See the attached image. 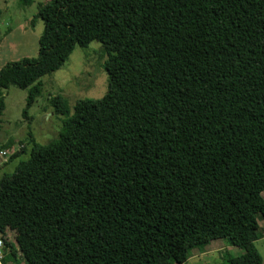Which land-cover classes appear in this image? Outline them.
Returning a JSON list of instances; mask_svg holds the SVG:
<instances>
[{"label":"trees","instance_id":"16d2710c","mask_svg":"<svg viewBox=\"0 0 264 264\" xmlns=\"http://www.w3.org/2000/svg\"><path fill=\"white\" fill-rule=\"evenodd\" d=\"M37 6V56L0 68V116L4 93L17 87L31 121L39 77L59 70L76 46H102L107 86L71 114L62 96L50 97L64 117L57 138L40 145L28 132L27 160L0 179L10 256L185 264L219 239L243 251L239 264H262L254 242L264 218V0Z\"/></svg>","mask_w":264,"mask_h":264},{"label":"rangeland","instance_id":"374dc122","mask_svg":"<svg viewBox=\"0 0 264 264\" xmlns=\"http://www.w3.org/2000/svg\"><path fill=\"white\" fill-rule=\"evenodd\" d=\"M48 1L33 0L30 5L22 6L18 0H0V68L8 62L17 61L24 57L35 58L37 56V42L43 29L42 21L35 18L37 5ZM105 59V52L98 42H91L85 48L74 47L59 70L39 77L42 84L41 93L28 109V116L32 120L21 121V110L24 107L21 94L26 95V90L10 87L4 99L5 110L0 116L2 123L6 121V125L15 123L23 126V132L21 133L31 132L36 143L40 145H46L55 140L64 117L53 114L49 105L50 97L62 96L67 102L70 114L78 100L101 98L105 94L107 86V75L102 67ZM2 135L0 133V137ZM15 139L23 141L21 135H17ZM29 150L30 145L28 144L19 158L8 165H2L0 167V179L3 175L12 174L13 168L16 167L18 162L27 160ZM262 197L264 198V191ZM257 223L259 231L258 239L254 242V248L260 255L262 264H264V218H257ZM0 240L3 245V248H0L2 255L0 263L5 264L3 255L4 251L8 252V247L4 242H13L14 244V233L7 231L6 240L4 241L1 236ZM216 243L218 245L215 247H207L203 252H195L189 262L185 264H231L232 260L233 262L237 261L238 264L241 263L237 257L243 254L242 250L227 246L223 240L218 239L215 241ZM18 254L17 261L20 260L21 262V255ZM229 256H232V258H229ZM17 261H15V264L20 263Z\"/></svg>","mask_w":264,"mask_h":264},{"label":"crops","instance_id":"0c3cea01","mask_svg":"<svg viewBox=\"0 0 264 264\" xmlns=\"http://www.w3.org/2000/svg\"><path fill=\"white\" fill-rule=\"evenodd\" d=\"M10 89V88H9ZM8 89V90H9ZM8 90L4 93V99H5V97H6V95H7V92H8ZM24 97H26V95H24V94H21V101L23 102L24 101V105H25V98ZM5 102V101H4ZM6 106V105H5ZM24 108V107H23ZM23 108H22V110H23ZM4 110H5V108H4ZM22 110H21V113H22ZM30 117V116H29ZM21 118H22V116H21ZM31 118V117H30ZM26 119H24V118H22L21 119V121H23V122H27V120L25 121ZM31 120H32V118H31ZM6 122V121H5ZM5 122L3 121V123H2V120L0 119V131H2V132H0L1 134H3L1 137H0V149H4V148H10V147H14L15 145H17V144H22L23 145V149L21 150V151H19V152H17L14 156H12L11 158H9L8 160H7V162L6 163H2V161H1V159H0V167L3 165V166H5V165H8V164H10L13 160H15V159H17V158H19L20 157V155L22 154V153H24V151L26 150V146L29 144L28 143V132L26 133V134H23V133H21V132H23L22 131V129H23V126H21V125H17V124H12V125H6L5 124ZM7 129L6 131L4 130V129ZM4 131V132H3ZM8 133V134H7ZM31 133V132H30ZM17 135H21L22 137H23V141H21V140H16L15 139V137L17 136ZM4 136V137H3ZM33 137H34V135H33ZM35 139V138H34ZM36 142V141H35ZM30 145V144H29ZM15 168H13V170H14ZM2 178V177H1ZM216 241V240H215ZM215 241H212L209 245H207L204 249H203V251H205L206 249H207V247H215L216 245H218L217 243L215 244ZM8 250V249H7ZM9 251L10 250H8V252H5L4 251V259H5V264H15V260H14V258L13 257H11L10 256V254H9ZM202 251V252H203ZM195 252H200V251H198V250H196V249H194L193 251H192V253H191V257L187 260V262H189V260L193 257V255H194V253ZM8 253V254H7ZM19 255V254H18ZM8 257H10V258H8ZM186 262V263H187ZM21 263V262H20ZM19 263V264H20ZM22 264V263H21Z\"/></svg>","mask_w":264,"mask_h":264},{"label":"built area","instance_id":"2783aa9c","mask_svg":"<svg viewBox=\"0 0 264 264\" xmlns=\"http://www.w3.org/2000/svg\"><path fill=\"white\" fill-rule=\"evenodd\" d=\"M21 145H15L14 147L6 148V149H0V159L2 163H6L7 160L11 155H13L16 151L21 149ZM0 248H3L2 241L0 240ZM2 259V255L0 253V260ZM1 264V263H0Z\"/></svg>","mask_w":264,"mask_h":264}]
</instances>
